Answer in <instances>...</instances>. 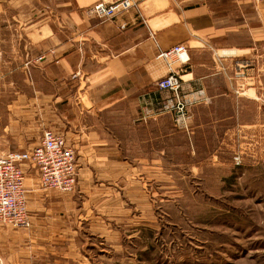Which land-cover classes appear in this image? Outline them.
Here are the masks:
<instances>
[{"label":"crops","instance_id":"crops-1","mask_svg":"<svg viewBox=\"0 0 264 264\" xmlns=\"http://www.w3.org/2000/svg\"><path fill=\"white\" fill-rule=\"evenodd\" d=\"M100 1L70 0L57 31L47 28L42 51L34 56L32 45L22 68L30 96L74 148L79 210L113 205L120 180L124 195L146 193L143 185L156 195L164 176H227L253 165L254 50L264 48V0H138L114 22L88 16ZM178 45L188 48L187 63L158 58ZM172 71L188 103L184 124L164 109L171 94L157 88ZM26 189L33 229L10 235L29 243L0 250V264H38L49 238L37 233L45 218L31 209L54 198L71 203L70 193L42 190L29 167Z\"/></svg>","mask_w":264,"mask_h":264},{"label":"rangeland","instance_id":"rangeland-1","mask_svg":"<svg viewBox=\"0 0 264 264\" xmlns=\"http://www.w3.org/2000/svg\"><path fill=\"white\" fill-rule=\"evenodd\" d=\"M69 3L0 0V156L39 145L47 129L59 132L30 96L22 68L32 45L34 56L42 51L47 28L57 31ZM254 88L253 165L227 176H164L156 195L144 185L146 193L124 195L120 180L113 205H95L89 215L79 210L75 189L65 192L68 205L54 198L31 209L45 218L37 233L49 238V253L36 263L264 264V48L254 50ZM31 229L0 226V250L26 247L10 234Z\"/></svg>","mask_w":264,"mask_h":264},{"label":"built area","instance_id":"built-area-1","mask_svg":"<svg viewBox=\"0 0 264 264\" xmlns=\"http://www.w3.org/2000/svg\"><path fill=\"white\" fill-rule=\"evenodd\" d=\"M137 2L138 0H101L88 8L87 14L104 22H114L122 14L130 12ZM125 28V25L121 26L122 30ZM158 58L169 63H187L188 48L178 45L162 52ZM234 76L241 77L242 74L236 73ZM182 83L181 76L172 71L158 81L157 88L171 94L164 109L178 115L184 124L188 103L181 95ZM234 163L241 166L242 155H236ZM28 167L38 172L40 188L44 191L71 192L78 182V159L74 148L60 132L45 130L39 145L0 156V226L28 230L33 225L26 189Z\"/></svg>","mask_w":264,"mask_h":264}]
</instances>
